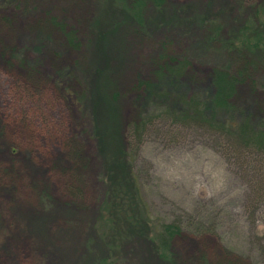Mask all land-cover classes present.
<instances>
[{"label":"rangeland","instance_id":"rangeland-1","mask_svg":"<svg viewBox=\"0 0 264 264\" xmlns=\"http://www.w3.org/2000/svg\"><path fill=\"white\" fill-rule=\"evenodd\" d=\"M27 1L23 8L0 7V264H105L108 255L113 257L109 244L118 233L113 227V219L118 220L113 218L115 189L108 195L103 188L107 160L89 132L95 118L89 122L72 95L62 94L60 88L69 82L61 83L56 75L76 62L86 69L91 62L102 64L104 57L89 42L84 2ZM204 1L169 0L196 3L198 8ZM214 2L218 6L232 0ZM46 12L76 30L81 44L77 50L56 37L37 42V23ZM165 31L148 40L125 32L106 44V60L120 94L118 144L128 149L136 175L131 178L139 189V203L129 213L147 218L151 236L149 241L125 243L120 258L106 264H170L165 256H157L153 245L178 264H264V201H250L249 179L208 138L183 133L166 139L150 133L140 143L126 128L138 109L132 88L149 77L160 42L167 38L170 52L183 51L186 40ZM206 61L192 59L202 88L209 82L211 65ZM33 66L31 74L28 69ZM36 81L41 85L29 90ZM235 102L264 115L261 86L238 85ZM99 106L106 105H94L96 115L101 114ZM89 111L92 116L90 104ZM104 115L108 126L112 118ZM66 139L76 141L79 158L66 155ZM73 173L84 191L83 200L66 196L68 175ZM129 186L123 183L120 191L117 185L116 201L123 200ZM103 191L109 198L102 197ZM123 219L127 220L125 212L118 222ZM160 222L180 228L166 247L159 244Z\"/></svg>","mask_w":264,"mask_h":264},{"label":"trees","instance_id":"trees-1","mask_svg":"<svg viewBox=\"0 0 264 264\" xmlns=\"http://www.w3.org/2000/svg\"><path fill=\"white\" fill-rule=\"evenodd\" d=\"M79 1L88 6L89 42L105 62H91L87 69L76 62L73 67H62L56 75L61 83L69 82L60 88L62 94L72 95L89 122L95 118L89 132L98 144V153L107 160L103 188L108 195L115 189L113 218L119 220L123 212L127 216L123 223L113 219V227L118 230L113 235V245L109 244L113 257L108 255L102 263H110V260L115 263L127 242L151 239L147 218H140L134 211L132 215L129 213L130 208L139 203L136 196L139 189L131 178L136 175L128 149L118 144L120 94L113 85L105 55L109 41L120 39L125 32L148 40L155 37L157 31L166 30L186 40L182 53H172L167 38L163 39L160 50L152 57L149 77L134 84L132 90L137 96L138 109L127 124L129 134L140 143L150 133L166 139L183 133L205 136L239 173L249 179L250 201H264V115L246 111L235 102L240 84L261 86L264 90V0H232L231 4L218 6L214 0H205L200 8L196 3L176 4L169 0ZM27 3V0H0V7L23 8ZM40 21L37 23L41 28L37 42L56 37L69 49L77 50L81 46L76 30L54 13L46 12ZM192 59L207 60L206 63L211 65L206 87H200L199 80H195ZM23 60L19 59V63L24 64ZM28 70L32 74L35 66ZM84 72L85 77L82 76ZM38 85H41L40 81L30 85L29 90L33 91ZM101 102L106 106H99L101 114L96 115L93 107ZM105 112L112 118L108 126ZM64 146L67 156L80 157L76 141L66 139ZM68 176L71 181L65 189L66 196L70 201L83 200L84 191L74 180V173ZM123 183L131 186L124 192L126 195L121 192L123 200L116 201L117 185L121 191ZM105 193L103 191L102 197L109 198ZM117 222L123 229L116 226ZM157 228L162 247H166L180 230L174 222H160ZM153 249L158 257L165 256L170 264H178L174 256L164 255L161 246L153 245Z\"/></svg>","mask_w":264,"mask_h":264}]
</instances>
